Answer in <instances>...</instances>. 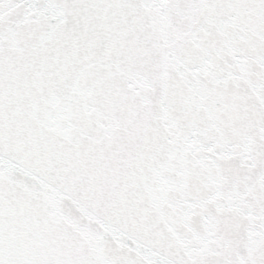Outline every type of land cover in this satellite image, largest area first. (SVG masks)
<instances>
[{"label": "snow or ice", "instance_id": "snow-or-ice-1", "mask_svg": "<svg viewBox=\"0 0 264 264\" xmlns=\"http://www.w3.org/2000/svg\"><path fill=\"white\" fill-rule=\"evenodd\" d=\"M0 264H264V0H0Z\"/></svg>", "mask_w": 264, "mask_h": 264}]
</instances>
